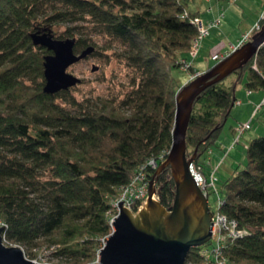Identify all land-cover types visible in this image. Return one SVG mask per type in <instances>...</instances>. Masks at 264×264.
Wrapping results in <instances>:
<instances>
[{
  "label": "trees",
  "instance_id": "obj_1",
  "mask_svg": "<svg viewBox=\"0 0 264 264\" xmlns=\"http://www.w3.org/2000/svg\"><path fill=\"white\" fill-rule=\"evenodd\" d=\"M196 1L0 0V220L6 244L25 247L29 257L38 255L37 247L56 246L69 264L97 259L101 237L112 231L111 196L150 157L172 149L183 86L180 58L199 34L202 13L191 8ZM67 22L74 25L56 37L90 29L108 39L93 55L112 50L131 71L122 97L44 91L51 51L31 34ZM76 38L77 51L95 43ZM240 83L264 88V46L197 98L187 132V153L198 151L197 162L205 164L217 144ZM247 153L246 167L222 184L220 210L248 230L228 241L227 264H264V135L250 140ZM157 185L161 203L172 209L176 181L170 166ZM203 247H193L186 264H216L207 261Z\"/></svg>",
  "mask_w": 264,
  "mask_h": 264
},
{
  "label": "water",
  "instance_id": "obj_2",
  "mask_svg": "<svg viewBox=\"0 0 264 264\" xmlns=\"http://www.w3.org/2000/svg\"><path fill=\"white\" fill-rule=\"evenodd\" d=\"M31 36L36 45L51 51L45 56L46 93L70 90L82 82L69 68L92 55L95 45L77 51L76 37L58 38L49 26L39 27ZM263 46L264 27L252 40L182 86L177 96L176 127L168 159L150 181L148 201L139 213L125 207V200L119 202L121 211L114 219L115 230L106 238L98 264H186L193 247H201L211 240L213 211L208 196L190 170L197 151L190 158L187 153V132L194 104L204 90L247 65ZM98 68L94 66L93 71ZM169 166L176 181L172 209L155 198L157 176ZM5 226L0 227V264H39L28 258L21 246L5 244Z\"/></svg>",
  "mask_w": 264,
  "mask_h": 264
},
{
  "label": "rangeland",
  "instance_id": "obj_3",
  "mask_svg": "<svg viewBox=\"0 0 264 264\" xmlns=\"http://www.w3.org/2000/svg\"><path fill=\"white\" fill-rule=\"evenodd\" d=\"M191 8L194 10L201 11L202 14L198 18L203 19L205 24H209L210 21H218V20L219 23L217 25L212 26L210 28V33L207 36H205L203 40H201L202 42L199 45V52L196 56L197 58H193V56L191 55V53L194 52L193 48H194V43L196 42L192 43L189 54L184 53L183 54L184 57L180 58V61L186 60L190 64V67L188 69H184L182 68V63H181L179 79L183 81V85L196 79L198 76L202 75L203 73L211 69L217 62L221 61L229 54H231L234 50H236V49L233 50V46H237V45L239 46L242 42V39L244 38L246 39V37L249 36L248 41L252 40L253 36L262 29L261 19L262 20L264 19V0H197L191 5ZM73 25H74L73 23L67 22L62 24H52L49 25V27H51L54 30V33L57 35V34H61L67 27ZM42 27H46V26H42ZM80 36L87 37L89 41L95 42L91 44L95 45L96 48L103 47L106 44L110 43L107 38L99 35L96 32H92V30L90 29H87L82 33H77L75 37H80ZM69 37L72 36L66 35V37L64 38H69ZM248 41H246V43ZM233 43L236 44L232 45ZM231 45L232 47L230 48ZM115 47L118 48L119 45H116ZM84 48L85 47H82L80 51H82ZM215 53H219L220 57L214 58L213 55ZM212 56L214 60L212 59ZM192 61L194 62L195 67L205 71L196 70ZM94 66H99V68L93 71ZM69 71L82 78V82L72 87L70 89V92L81 98L91 97L92 99H95L98 96L122 97L127 91V83L130 80V73H131V71L128 70L125 64L120 62V60L113 54L112 50H107V51L103 50V54L98 56L92 54L88 56L86 59L72 65L69 68ZM235 78L236 76L232 75L228 79V82L231 83V81ZM239 85L240 88L238 91V96L244 102H246L244 93H246L247 91V86L245 83H240ZM260 93L261 95L264 93V88ZM263 105H261V109L258 108L259 111H256L254 113L253 115L254 119L252 118L253 121L252 129L250 130H252L251 134H253V136L255 137L259 135H264ZM244 107L245 105L244 106L235 105L233 113L230 116L227 125L225 126L220 138L218 139L217 144L214 145L212 148L216 151L218 149L222 150L223 157L213 167V169L211 168L212 165L211 166L208 165L206 169L208 173L211 169H212L211 171L217 169L216 173L218 176V180H217L218 190L216 191L215 188L212 187L208 197L210 207H212L211 210L213 211V219L215 217L217 218V216H223V215L232 219V217H230L229 215L225 214L220 210L221 208L220 198L221 197L223 198L224 196L222 192L223 182L227 180L237 169L245 168L248 161L247 151L250 140L248 144L247 143L243 144L240 142L238 144H235V140H236L235 136L237 135L238 132L237 129L239 128L242 122H245V121L238 122V120L245 114ZM231 125L237 126L235 130L233 143L228 149L224 151V149H221V146H223L221 142H223L224 139L223 143H225L226 145L230 144ZM250 130L246 132L247 134L244 133L242 136L244 135L248 136V132ZM245 138H249V137H245ZM242 140H244V137L242 138ZM234 147L235 149L233 150L232 153H230ZM211 150L208 153H211ZM169 153L164 154L163 156L150 157L146 162H149V160L152 158H157L158 164L155 167V169H153L154 171H156L159 168V166L168 159ZM207 154L204 156L205 160L206 157L210 155ZM193 161H195L198 164H202L201 162H197L196 159ZM145 163L143 165H145ZM233 164L237 169L231 168V165ZM238 164L240 165L238 166ZM204 165L206 168V163ZM152 171L150 174H152ZM152 178L153 177H151L150 180H152ZM120 189L121 187H119L116 193L111 196L110 198L111 207L114 204V202H117L119 199L122 198L124 194V190H120ZM148 197L145 202L148 201ZM155 198L160 200L158 185H157V193L155 194ZM145 202L143 203V207L146 204ZM111 207L107 211V216L109 217L110 223L111 221L114 222V219L120 215V211H121L120 209L117 212L114 211L111 212L112 209ZM143 207L141 209L139 208V210L136 208L134 209L133 212L137 214L143 209ZM216 221L218 222V219ZM2 222L3 221L0 220V227L5 225V223ZM111 227H112V231H111L112 233L115 230L114 223L113 226L111 225ZM239 228L242 229L241 226H239ZM213 232H214V227H213ZM109 235H107L106 237H101V244L99 245L98 248L97 259L94 260L93 263H86V264H98L100 262V251L105 246L106 240L109 238ZM222 236L227 237L228 240L237 239L236 236L230 238V233L228 232L222 233ZM4 241L6 244L5 237H4ZM6 245L21 246L19 244H11V245L6 244ZM21 247L24 249L25 254L28 258L38 262L39 264H69L65 258L55 253L56 246L50 247L48 245H44L39 248L37 247L35 248V250L38 255L34 257H29L28 254L26 253L25 247L23 246ZM228 261H229V257L227 255L226 250H224L222 257L217 261L215 260L214 262L216 264H227Z\"/></svg>",
  "mask_w": 264,
  "mask_h": 264
},
{
  "label": "built area",
  "instance_id": "obj_4",
  "mask_svg": "<svg viewBox=\"0 0 264 264\" xmlns=\"http://www.w3.org/2000/svg\"><path fill=\"white\" fill-rule=\"evenodd\" d=\"M199 25V34L194 39V48L193 53L191 55L193 58H196L198 52H199V45L202 42L203 38L207 36L210 33V28L214 25H217L219 23L218 21H210L209 24H205L203 19L197 18L196 21ZM249 36L246 37V39H242L241 44L238 46H233V50L237 49L238 47L244 45L246 41H248ZM192 42V43H193ZM198 47V48H197ZM220 54H215L214 58H219ZM182 68L188 69L190 67V64L186 60H181ZM255 67L256 64H255ZM238 105L242 104L241 100H238L236 102ZM264 103V100H263ZM252 128V119L246 122H242L237 129V135L235 136V144H238L241 140V136L246 133L248 130ZM170 151L163 152L160 156H163L164 154H168ZM158 161L157 158H152L149 160V162H146L145 165H142L136 172L133 179L121 186L120 190H124V194L121 199H119L117 202H114L112 205L111 212H117L121 209V206L119 202L125 200L123 202L125 207H128L130 210L134 211V209H141L143 207V203L146 201L147 197L149 196V189H150V176L149 174L155 167L157 166ZM190 170L194 178L196 179L198 185L202 188L204 193L209 197V193L211 191V188L214 187L215 190H218L217 186V169H214L213 171H209V173L206 171L204 164H198L195 161H192L190 164ZM219 193V192H218ZM158 196V195H156ZM146 203V202H145ZM224 199L220 198V207L223 205ZM212 208V207H211ZM215 212V211H214ZM218 219V222L216 221ZM214 223V232H212L213 236L211 240L203 245V253L207 257V261H217L219 260L224 250H226V246L228 243V238L222 236V233H230V238L232 237H241L246 234H248V230L246 228H239L240 224L239 222L232 218H228L227 216H217L213 219ZM3 223V222H2ZM113 221H111V225L113 226Z\"/></svg>",
  "mask_w": 264,
  "mask_h": 264
},
{
  "label": "crops",
  "instance_id": "obj_5",
  "mask_svg": "<svg viewBox=\"0 0 264 264\" xmlns=\"http://www.w3.org/2000/svg\"><path fill=\"white\" fill-rule=\"evenodd\" d=\"M234 44H236V43H233L232 45H234ZM232 45L230 46V48L232 47ZM230 50V49H229ZM227 52V51H226ZM189 54V53H188ZM215 54H217V53H215ZM214 54V55H215ZM219 54V53H218ZM213 55V56H214ZM213 56H212V59H213ZM197 58V57H196ZM214 60V59H213ZM192 63H193V65H194V62L192 61ZM194 67H195V65H194ZM195 69L196 70H198V71H205V70H202V69H199V68H197V67H195ZM239 88H240V85H238V87H237V96H238V91H239ZM262 91V89H257V90H250V89H248L247 88V91H246V93H244V96H245V100H246V102H244L241 98H239V96H238V99L239 100H241L242 101V104H240L239 106H244L245 105V114L238 120V122L240 121H249L250 119H252L253 118V115H254V113L256 112V111H259V109H261V105H263V100H264V93L261 95V92ZM260 94V95H259ZM236 105H238V104H236ZM263 107H264V105H263ZM262 107V108H263ZM235 108V107H234ZM259 108V109H258ZM234 110V109H233ZM254 119V118H253ZM253 122V121H252ZM236 128H237V126L236 125H231L230 126V134H231V138H230V144L229 145H226L225 143H223L224 142V139H223V142H221L222 143V145L223 146H221V149H224V151L226 150V149H228L231 145H232V143H233V139H234V135H235V130H236ZM252 129V128H251ZM252 133V130H250L249 132H248V136H246V135H244V136H242V138L244 137V140H242V138H241V141H240V143H243V144H248L249 143V140H251L252 138H254L255 136H253V134H251ZM247 134V133H246ZM245 137H249V138H245ZM235 149V147L231 150V152L230 153H232L233 152V150ZM223 152H222V150H220V149H218L217 151L216 150H214V149H212L211 150V153H208V154H210L209 156H207L206 157V169H207V167H208V165H212L211 166V168L213 169V167L222 159V157H223V154H222ZM207 154V155H208ZM215 157H216V159H215ZM240 164H238V166H239ZM231 168L232 169H237V168H235V166H234V164L233 165H231ZM211 169V170H212ZM220 169V168H219ZM210 170V171H211Z\"/></svg>",
  "mask_w": 264,
  "mask_h": 264
},
{
  "label": "bare ground",
  "instance_id": "obj_6",
  "mask_svg": "<svg viewBox=\"0 0 264 264\" xmlns=\"http://www.w3.org/2000/svg\"><path fill=\"white\" fill-rule=\"evenodd\" d=\"M228 244V243H227Z\"/></svg>",
  "mask_w": 264,
  "mask_h": 264
}]
</instances>
